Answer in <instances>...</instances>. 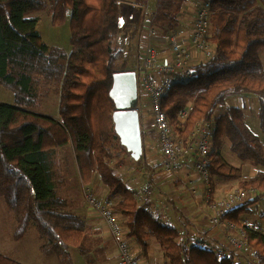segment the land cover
I'll use <instances>...</instances> for the list:
<instances>
[{
	"label": "trees",
	"instance_id": "obj_1",
	"mask_svg": "<svg viewBox=\"0 0 264 264\" xmlns=\"http://www.w3.org/2000/svg\"><path fill=\"white\" fill-rule=\"evenodd\" d=\"M186 1L156 0L149 16L161 40L176 28ZM202 1L210 4L208 41L214 55L193 67L194 79L169 88L161 98V110L174 134L187 139L196 124L210 120L227 98L249 94L259 99L256 118L264 132V65L260 58L264 0ZM119 2L0 0V85L14 96L13 105L0 103V201L13 220V240L23 239L32 226L44 242L41 253L55 255L58 264H73L72 249L83 256L94 250L85 217L73 209V201L59 194L65 181L57 154L68 148L80 181L89 184L97 176L104 184V200L113 202V214L143 256L155 244L164 264H250L232 254L218 261L212 251L192 247L186 228L180 226L184 229L180 237L175 224L152 218L138 203L135 191L109 167L121 150L114 123L116 106L110 97L113 76L127 71L117 25ZM39 12H46L54 26L64 23L69 13V54L41 41L37 19L32 17ZM49 96L58 98L57 118L31 110ZM188 104L192 110L180 124L176 115ZM214 123L208 167L211 184H235L252 192L225 219L240 224L252 256L264 264V213L250 225L244 223L264 198V145L247 127L244 107H226ZM226 144L228 155L240 165L225 157ZM251 170L255 173L247 175ZM0 264L21 263L0 253Z\"/></svg>",
	"mask_w": 264,
	"mask_h": 264
},
{
	"label": "built area",
	"instance_id": "obj_2",
	"mask_svg": "<svg viewBox=\"0 0 264 264\" xmlns=\"http://www.w3.org/2000/svg\"><path fill=\"white\" fill-rule=\"evenodd\" d=\"M192 1L194 9L191 41L181 42L172 31L166 41L171 50L170 60L159 64L157 53L151 40L158 36L153 28V16L142 20V28L138 41V50L142 58L139 71L140 95L146 97L149 119L145 128L154 134L162 157V168L165 173L178 174L185 169L181 161L188 155L192 158V177H188L191 186L189 196L205 219V231L189 237L190 245L197 249L212 251L216 260L228 259V254L237 256L250 264H257L247 246V238L240 224L225 219V214L242 206L249 193L239 189L235 184H211L209 174V154L216 126L214 117L224 112L226 105L218 106L210 120L196 124L187 139L174 134L167 117L161 110V98L173 84L186 82L196 77L193 67L207 63L214 55V46L208 41L210 29V4L202 0H187L182 8ZM181 8V10H182ZM180 10V15H181ZM180 18V16H179ZM146 22V23H145ZM144 23V24H143ZM141 24V23H140ZM192 110L191 104L181 109L176 117L180 124L185 123ZM83 201L103 224L113 246L117 251L116 264H138L134 257L131 240L127 237L126 228L112 212V201L103 200L94 193L83 189ZM139 204L152 218L170 222L173 206L166 198L155 197L149 189L145 190ZM249 225L252 222L244 221ZM178 233L183 236L184 229L177 226ZM186 234V233H185Z\"/></svg>",
	"mask_w": 264,
	"mask_h": 264
},
{
	"label": "crops",
	"instance_id": "obj_3",
	"mask_svg": "<svg viewBox=\"0 0 264 264\" xmlns=\"http://www.w3.org/2000/svg\"><path fill=\"white\" fill-rule=\"evenodd\" d=\"M193 13H194V9L192 6V1H189L188 6L185 5L182 8L180 18L178 19V24L176 28L173 30L175 31L174 34L176 35V37L183 43H186V38H188V36L191 34ZM147 18H150V16H147ZM147 18H145L144 21H146ZM142 21L143 20L141 19L140 26L142 25ZM140 33H141V29L139 28L137 42L139 41ZM157 34L159 35V33ZM151 43L155 47L158 58L157 61L159 64H163L165 61L170 60L171 50L166 42V39L161 40L159 35L153 38L151 40ZM136 46L137 44L134 46V48H136ZM137 47H139V44ZM139 53H141L140 50H138V57H139ZM139 61L141 62V60ZM139 67L140 64L137 68V71H139ZM132 72L136 73V70L135 71L132 70ZM136 81H137V77H136ZM137 101H141V107H143V110L145 111V106H147L146 97L140 95V90H138ZM231 104L237 107L248 108L247 102L233 100ZM226 105L230 106L229 102H227ZM133 107L134 106H132V108ZM134 108L129 111H124L123 114L122 112L118 113L119 112L118 110H116V113H114L115 115L114 123L116 125L118 135L120 134L118 131L119 129L120 132L123 134L122 135L123 139L120 134L119 136L121 137V140L119 138V141L121 143L120 155L118 156V159L113 160L109 164V167L112 169L113 174L115 176L121 178L124 185L128 189L135 191L138 203H139V198H141L144 191L147 189H149V191H151L155 197L166 198L167 201L173 206V211L170 214V219L173 221L172 223L175 224L176 226H181L183 228H186L185 233L189 237L195 235L197 236L198 235L197 233L205 231L206 225L203 215L198 210V207L189 196V192L192 188L191 186L194 185V182L188 183V177H192L191 162L193 155L192 154L188 155L181 160L184 164L185 169L180 173L175 175L165 173L162 168V157L156 142V137L154 136L153 133L149 132L147 129L144 128L146 122L144 121L143 117L139 119L140 116L139 111L137 114ZM145 113L147 112L145 111ZM116 114L122 115L120 119L122 124L121 123L119 124V120L116 119ZM54 117L57 118V116ZM126 122H135L136 130L132 131L131 129H127ZM118 124L120 126H118ZM145 131L149 133L148 135L149 139H147V137L144 135ZM137 142L141 143L140 144L141 154L136 155L135 152L133 156H130L129 150L131 149L128 150V146L131 145L132 152H134L136 151L135 144ZM69 154L72 159L70 151ZM123 156L124 157L127 156V158H123ZM126 161L128 162L132 161L135 165L130 163H125ZM74 168H75V172L77 173V169L75 165ZM250 172H251L250 176L255 173L254 170H251ZM79 182L81 183L82 192L83 189H86L94 193L97 197L104 200L107 190L104 184L100 182L97 176L89 184H83L80 181V179ZM81 195L83 194L81 193ZM177 197H184V199L179 200ZM77 210L79 211L80 214L83 215V217H85L87 232L95 243V247L92 253L84 257L89 258V262L91 264H116L117 251L113 246L103 224L100 222L97 216L92 211H90L85 205L83 201V197H82L81 205L78 204ZM252 219H254V217H252ZM193 228H194V232L192 231ZM131 243L133 246L132 249H133L134 257L138 262V264H164L162 255L160 253V249L155 244H151L149 246L147 255L143 256L138 246L132 240Z\"/></svg>",
	"mask_w": 264,
	"mask_h": 264
},
{
	"label": "rangeland",
	"instance_id": "obj_4",
	"mask_svg": "<svg viewBox=\"0 0 264 264\" xmlns=\"http://www.w3.org/2000/svg\"><path fill=\"white\" fill-rule=\"evenodd\" d=\"M127 1L130 3L138 1L140 4H142L140 5V6H143V16L141 19H143V17L147 18V16H149L148 14L152 13L156 7V0H127ZM121 2H124V1L121 0ZM32 17L37 19V33L39 37L41 38V41L44 44H46L49 47H57L58 49H61L62 51H64L66 54L70 53L71 45H70V26H69L70 15L69 13H67L64 23L57 25V26H54L50 23V17L48 16L46 12L35 13L32 15ZM171 32L167 34L163 39H167L168 36L171 34ZM120 41H121V44L124 45L121 39ZM190 41H191V36L189 35L188 38H186V44H189ZM136 44L138 46V42ZM137 46L136 48L133 47V49H130L129 51H127L124 45V53H125L124 59L127 62V72H132V70L137 71V68L140 64L139 60H141L142 54L139 53V57H138V47ZM260 58H261L262 64L264 65V51H261ZM136 75H137L136 77H137V93H138V90H140L139 88L140 79L138 77V74ZM233 100L248 103V108H244L245 123L247 127L249 128V130L254 135H256L264 145V132L262 131L260 127V122L256 118V114H255V112L259 108V99L249 94H245L241 96H231L227 98L225 105L227 104V102H229V105L233 106L231 104ZM0 103H4L8 105L14 104V96L12 92L6 89L5 87H3L2 85H0ZM132 106L135 107L133 108L137 114L139 111V114H140L139 119L143 117L144 121L147 123L149 119L148 106H145V111L147 113H145V111L143 110V107H141V101H137V103H134ZM226 107H228V105H226ZM133 108L130 107L126 109L125 107L123 109H120L118 113L122 112L123 114L124 111H129ZM31 110L34 111L35 113L42 114V115H48L50 117L57 116L58 98H56L55 96H49L47 98H42L34 105V107ZM121 116L122 115L116 114V119L119 120V124L121 123L120 121ZM119 124L118 126H120ZM135 124H136L135 122H126V127L127 129H131L132 131H134L136 130ZM118 131L121 134V137L123 139V136H122L123 134L120 132L119 129ZM144 135L147 137V139H149L148 137L149 133L147 131H145ZM121 137H119L120 140H121ZM140 144H141L140 142H137L135 144L136 151L134 152H132V146L131 145L128 146V150L131 149L129 150L130 156H133L135 152H136V155L141 154ZM226 147H227V144L224 145V148H223V153L225 157L234 165H240V163L236 159L228 155ZM124 156L123 158H127V156L126 157ZM57 159L59 160V171L65 181V187L62 190H60L59 194L73 201L74 202L73 209L76 210V208H78V204L81 205L83 195H81L82 193L81 183L79 182L78 175L75 172L74 163L70 157L69 149L64 148V149L59 150L57 154ZM131 162L132 161L130 162L126 161L125 163H130V164L135 165L133 162L132 163ZM243 169L244 170L246 169L245 164L243 165ZM250 173L251 172L248 171L247 175H250ZM177 198L179 200L184 199V197H177ZM251 210H252V216L247 217L246 221L252 222L253 220L254 222L257 220V218L261 216V214L264 213V198H262L256 205H254ZM252 217H254V219H252ZM170 222H173V221L170 219ZM13 230H14L13 220L10 217V215L7 213L2 202L0 201V253L18 261L21 264H58V260L55 255L53 254L43 255L41 253L40 247L44 242L37 235L35 229L32 226L28 229L23 239H21L18 242L13 240V235H12ZM192 231L194 232V228L192 229ZM70 255H71L73 264H91L89 262V258L87 257L85 258L83 255H81L74 249L70 251ZM253 258L254 256L252 257V259ZM256 263L259 264L258 261H256Z\"/></svg>",
	"mask_w": 264,
	"mask_h": 264
},
{
	"label": "water",
	"instance_id": "obj_5",
	"mask_svg": "<svg viewBox=\"0 0 264 264\" xmlns=\"http://www.w3.org/2000/svg\"><path fill=\"white\" fill-rule=\"evenodd\" d=\"M142 12L143 7L140 5L128 2L118 3L119 41L120 39L123 41L127 51L133 49L137 43ZM110 97L118 111L125 107L126 109L132 107L138 97L136 73L126 71L115 74Z\"/></svg>",
	"mask_w": 264,
	"mask_h": 264
}]
</instances>
